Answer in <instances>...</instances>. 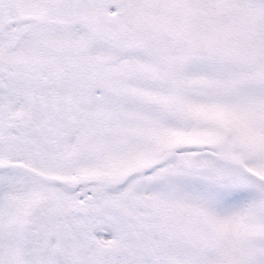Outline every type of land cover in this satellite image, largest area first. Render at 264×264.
<instances>
[{
  "label": "snow or ice",
  "instance_id": "obj_1",
  "mask_svg": "<svg viewBox=\"0 0 264 264\" xmlns=\"http://www.w3.org/2000/svg\"><path fill=\"white\" fill-rule=\"evenodd\" d=\"M0 264H264V0H0Z\"/></svg>",
  "mask_w": 264,
  "mask_h": 264
}]
</instances>
